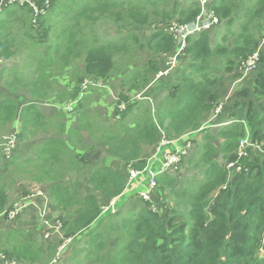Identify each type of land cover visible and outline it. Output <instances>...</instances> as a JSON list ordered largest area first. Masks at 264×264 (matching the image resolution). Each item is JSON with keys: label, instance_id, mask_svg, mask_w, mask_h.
<instances>
[{"label": "trees", "instance_id": "trees-1", "mask_svg": "<svg viewBox=\"0 0 264 264\" xmlns=\"http://www.w3.org/2000/svg\"><path fill=\"white\" fill-rule=\"evenodd\" d=\"M59 1L50 0L48 3L54 6ZM246 2L251 5L243 14L246 21L237 25L236 19L242 5L236 4L235 0H212L209 8L219 24L210 32L204 31L195 37L188 35L185 38V46L179 58L188 64L178 69L182 73L175 71L174 74L171 73L172 76L162 77L152 86L149 74L157 72L158 68L150 60L146 68L128 76L125 80L131 87L141 80L146 89L139 98L121 94L118 96L117 103H123L124 108L119 110L117 107L118 121L111 126V132L103 130L98 140L109 157L120 160L125 167L132 165L140 170L146 164L142 160L143 145L151 146L153 150L162 135L167 139H174L188 131H201L203 143L197 152L198 157L189 162L201 170L203 179L201 182L192 180L188 184L191 192L187 197L186 188L182 192L172 191L185 196V202L189 205L187 218L177 222V216L162 215L152 211L147 205L142 206L137 214L132 213V218V214L120 217V211H106V217H101L104 214L102 206L124 191L128 180L127 169L115 170L107 164L94 166L88 176L91 193L79 198L77 191L71 190L59 176L51 175L58 172L53 166L58 164L62 168L66 165L64 158L69 155H73L74 160L68 158V166L63 167L69 170L76 164V169L80 171L78 163H75L78 161L84 164L79 153L70 150L60 152L57 146L64 141L57 137L50 138L41 149L38 158L50 179V199L58 212L57 219L61 223L63 238H75L83 232V245L88 246L84 253L90 254L85 264H99L103 261L99 250L105 245L99 239L102 236L101 228L107 223H110L108 230L118 225L123 229L121 235L125 242L114 255L113 264H264V256L259 257L256 252L258 246L263 245L264 248V159L257 162L256 156L253 162H248L243 157H236L235 153L238 139L244 136L245 126L249 127L252 141H264L263 49L260 53V66L253 81L235 93L240 98L233 103L235 108L227 106V101L216 120L222 122L219 120L228 119L230 123L218 126L214 134L211 126L216 121L209 128H202L204 115L208 112L210 114L214 104L220 101V84L224 78V72L220 74V68L223 66L225 71H233L238 58H246L255 51L264 37V0ZM84 3L80 6L83 12L92 10L96 4L102 10L111 9L118 21L126 19L131 20L132 24L140 25H148L153 17L165 24L173 20L178 25H184L194 21L201 12V6L196 0H185L184 4L180 0H86ZM53 11L50 10L49 13ZM8 12L13 15L17 10L12 6ZM29 12L30 9L28 14ZM256 18L258 20L254 22ZM1 20L0 18V56L7 57L14 40L10 37L9 26L5 29ZM37 22L38 26L43 27L45 17L39 16ZM221 24L226 27V33L218 43L211 45L209 36L213 33L217 37ZM234 24L238 31L231 32ZM26 34H29L28 31ZM231 34L233 38L229 45ZM129 36L135 43L139 42L135 34L130 33L127 38ZM69 41L70 39L67 42ZM141 46L148 48L153 55L172 54L176 51L175 38L165 27L155 29L148 41ZM115 47L113 41L103 45L88 39L85 52L79 50L84 69L78 81L88 78L96 82L113 77L114 58L117 54ZM65 50L68 52L69 46ZM172 77L173 81L170 80ZM237 77L238 74H233L229 79ZM28 84L33 93L37 80ZM84 88L77 85L71 95L78 97ZM159 93L164 95L152 101ZM19 101L22 105L17 104L12 96H5L0 99V108L9 110L8 113L19 110L27 122L43 118L36 103ZM1 114L2 110L0 118ZM38 122L35 121L36 124ZM60 125L57 121V126ZM216 138L222 141L220 148L213 143ZM219 151L229 162L238 159L240 169L228 173L214 159ZM45 154L50 156L45 157ZM14 163L9 161L4 167L15 165ZM156 178L157 185L161 188L172 187L176 183L175 177L165 172L158 173ZM214 192L217 195L213 199ZM8 206L6 188L0 184V216L6 218ZM115 218H118L117 222H113ZM105 219L111 222L106 223ZM73 243L80 245L82 242L77 239ZM31 244L32 239L27 238L25 233L10 230L4 236L0 228V250L6 259L19 260L27 257L31 262L36 261L40 257L37 252L42 249H36ZM47 248L52 249L50 245Z\"/></svg>", "mask_w": 264, "mask_h": 264}, {"label": "rangeland", "instance_id": "rangeland-1", "mask_svg": "<svg viewBox=\"0 0 264 264\" xmlns=\"http://www.w3.org/2000/svg\"><path fill=\"white\" fill-rule=\"evenodd\" d=\"M48 1L50 0H0L1 21L4 22L5 29L9 26L10 37L14 40L13 47L10 49L11 53L7 57L0 56V99L12 96L20 105L22 103L19 99L25 103L34 102L38 111L43 114V118L27 122L20 115L19 110L15 113H8L9 110L5 111L6 109L0 108L2 110L0 118V184L6 188L8 207L13 209L15 203H20L27 195L36 191L41 193L34 197L33 204L24 208L13 221L0 216V228L3 230L4 236L10 230L25 233L31 237V245L34 248L42 249L41 252H37L40 253V257L33 262L27 260V257H21L16 261H7L0 250V264H85L87 262L89 259L87 257L90 254L84 253L88 246L83 245L81 238L83 232L75 238H70L69 241L64 240L63 234H55L47 238L41 234L43 227L38 216L39 211L34 209V205L43 204L45 206L46 218L51 223H58L57 211L50 202L49 176L38 174L37 168L32 166V163H40L38 156L50 138H61L64 142L59 143L58 150L79 153L84 164L75 162L78 163L80 171L76 169V164L72 169H65L64 167L68 166V158L73 159V155H69L63 160L66 164L63 165L64 167L61 168V165L58 164L53 166L58 172H53L51 175L59 176L60 180L69 185L71 190L77 191L79 198L91 193L88 176L94 166L107 163L111 165V168L120 171L132 167L127 168L122 165L120 160L109 157L98 143L103 130L111 132L113 129L111 126L118 121L116 110L120 105L117 103L118 96L121 94L129 98H139L146 89L141 80L131 87V84L125 79L134 75L136 71L146 68L151 60L158 68L157 72L149 74L151 76L150 83L153 86L162 77L174 74L175 71L188 64L179 58L182 50L178 51L180 44L178 40L176 41V51L172 54L153 55L148 48L141 46L148 41L155 29L163 27L168 30L173 29L175 26L173 20L165 24L159 18L153 17L148 25L132 24L131 20H116L115 13L111 9L102 10L96 7V4L92 10L83 12L80 6L84 5L86 0H60L54 6H51ZM235 1L236 4L242 5L241 12L236 19V24L240 25L246 21L243 14L248 11L246 8L251 5L246 0ZM180 2L184 4L185 0H180ZM12 6L17 12L10 15L8 9ZM28 9H30L29 14ZM50 10L54 11L49 13ZM39 16L45 17L43 27L38 26ZM257 20L256 18L254 22ZM236 24L230 29L231 32L238 31ZM224 27L221 24L217 37L213 33L211 37L209 36L211 45L218 43L220 37L226 33V27ZM26 31L29 34H26ZM175 32L179 34L178 30ZM130 33L135 34L139 42L135 43L130 36L127 38ZM232 38L231 34L229 45L232 43ZM68 39H70L69 42H67ZM88 39L103 45L112 43V41L115 43L117 54L114 58L113 77L96 82L88 78L83 79L82 82L78 81L84 69L83 62L80 61L79 50L85 52ZM66 46L70 48L68 52L65 50ZM243 59L238 58V62L231 72L225 71L223 66L220 68L222 70L220 74L224 72V78L220 84V100L230 93L227 106L233 108H235L233 103L240 99L235 96V93L251 84L260 66L258 62L255 69L239 80L241 76L239 67ZM168 66L170 71L159 74L167 70ZM180 72L178 71V74ZM233 74H238V77L229 79ZM34 80H37V85L33 87L34 92L32 93L28 83ZM170 80L173 81L174 78L172 77ZM77 85L82 88L86 87L83 89V93L75 98L71 92ZM163 95V93L156 94L151 100L154 101ZM204 117L205 122L203 121L202 128H209L218 119V117H212V111L210 114L206 113ZM35 121H39L38 124ZM57 121L61 123L60 126H57ZM210 122L212 123L208 124ZM216 124L211 126L213 134L216 133L218 127L214 126ZM34 125H42V127H33ZM95 128H97V133H95ZM248 135L250 137L249 127L245 126L242 138H247ZM181 136H179L181 139L177 144H184L187 139H190L192 147L185 158L174 164L169 171H165L175 177L176 183L172 187L165 186L164 188H161L159 184L156 185L152 197L154 210L162 215L177 216L175 219L177 222L188 217L189 205L185 202V196L187 197L191 192L188 184L192 180L201 182L203 179L201 170L198 167H193V164L189 162L190 159L198 157L197 152L203 143V133L188 131ZM11 138L14 139L13 148L10 150L12 156L6 158ZM240 139L241 137L238 140ZM221 142L217 138L213 141L218 148L221 147ZM254 145L255 147L246 150L243 157L248 162H253L256 156L258 157L257 162L264 159V147L258 143H254ZM142 148V160L146 161L154 149L152 150V147L148 145H143ZM235 153H237V148ZM44 156L49 157L50 154ZM214 159L222 166L229 162L223 158L220 151L214 155ZM9 161H16L15 165L5 168L4 164ZM185 188L188 189L185 196L172 192L174 190L182 192ZM128 192H122L120 196L122 202L118 203L116 199L118 209L115 208L113 212L120 211V217L132 213L137 214L144 205L149 207L137 197L129 196ZM96 195L101 198L99 194L96 193ZM216 195L217 192L212 194L213 199ZM106 213L104 212L101 217H106ZM133 214L130 218L134 216ZM117 221L118 218L113 219V222ZM104 222L111 221L105 219ZM109 225L110 223H107L103 228L100 225L102 236L99 241L103 242L105 246L99 250L104 258L99 264H113L114 255L125 244L121 235L123 229L118 225L108 230ZM35 226H38L37 230H35ZM77 239L82 242L80 245L73 243ZM49 245L52 249L47 248ZM256 252L259 257L264 256L263 245L258 246ZM55 258L56 262L53 261Z\"/></svg>", "mask_w": 264, "mask_h": 264}, {"label": "built area", "instance_id": "built-area-1", "mask_svg": "<svg viewBox=\"0 0 264 264\" xmlns=\"http://www.w3.org/2000/svg\"><path fill=\"white\" fill-rule=\"evenodd\" d=\"M197 1L201 6V12L195 18V20L186 23L184 25H178L174 22L175 26L173 27V29L168 30L170 33L173 34L175 40L176 41L178 40L180 42V47L178 51L184 48L185 38L188 35H195L204 31H209L213 26H215L218 23L216 17L212 14L211 11L207 9L210 0H197ZM176 30L179 31V34L175 32ZM263 47H264V38H262L261 41L259 42L257 49L240 62L239 68L241 70V76L239 80H242L245 75H247L253 69L256 68L260 59L261 49ZM170 70L171 69L168 66L167 70L160 72L159 74L167 73ZM229 97H230V93H228L222 100L214 104L212 109L213 118L219 117L222 114L224 105L228 101ZM211 123L212 122L208 124ZM227 123H230V120L225 119L222 123H217L214 126H220ZM180 137L174 139H167L162 135L159 142L156 144L154 151L152 152L151 156L148 157V159L146 160V164L142 169L138 170L133 167L127 169L128 180L126 183L125 191H129L130 194L134 195L142 202L147 203L152 211H156L154 210L155 207L152 197H153L154 189L157 185V180H156L157 174L165 172L167 170L169 171V169L172 168L174 164L178 163L184 156L187 155V152L192 147V141H190V139H187L184 144L181 145L177 144L178 141L181 139ZM9 143H10V147L7 149L6 155H9L10 150L13 148L14 139L13 138L9 139ZM254 143H258V145L264 146V141L262 142L252 141L249 136L247 138L241 137V139L238 142L237 157L238 158L244 157L246 154V150L248 148L255 147ZM166 146H172V148L163 151V148ZM156 160H161V167L159 169L154 165ZM225 167L228 170V173H233L239 170L241 165L237 159L233 162H228L225 165ZM40 194H41L40 191H36L33 194L27 195L20 203H15L13 209L8 210L6 217L9 220H14L24 208L31 206L34 202V197ZM34 207L37 209V211H39L38 216L40 218L43 231H45L46 236L51 234L61 235L62 231H61L60 222L57 221L58 223H53V222L51 223L46 218L45 206L42 204L39 206L34 205ZM114 209H115V201L113 200H111L107 205L102 206L103 212L106 211L113 212ZM64 240L69 241L70 238ZM53 261L56 262L57 261L56 258L53 259Z\"/></svg>", "mask_w": 264, "mask_h": 264}, {"label": "crops", "instance_id": "crops-1", "mask_svg": "<svg viewBox=\"0 0 264 264\" xmlns=\"http://www.w3.org/2000/svg\"><path fill=\"white\" fill-rule=\"evenodd\" d=\"M210 3H212V0H211V2ZM219 23H217L215 26H217ZM214 26V27H215ZM213 27V28H214ZM196 35H194L193 37H195ZM176 41V40H175ZM177 43V42H176ZM179 47H180V44L178 45V49H179ZM263 50H264V47L262 48ZM261 49V50H262ZM167 66V65H166ZM172 148V146H166V147H164L163 148V151H165V150H167V149H171ZM15 155V154H14ZM13 155V156H14ZM159 157H161V156H159ZM24 160H29V159H24ZM40 161V160H39ZM11 162H16V161H11ZM107 164V163H106ZM108 166H110L111 167V165L110 164H107ZM154 165H155V167H157L158 169L161 167V160H156L155 161V163H154ZM32 166H34V167H36L37 168V170H36V172L38 173V174H42V175H46V168L45 167H43V166H41V163H32ZM122 195V193L120 194V195H118L115 199H117L118 200V203L119 202H122V199H121V196ZM48 202H49V200H48ZM50 202H51V199H50ZM118 207V205L116 204V209H118L117 208ZM34 209H36V208H34ZM118 210H116V212H117ZM57 214H58V212H57ZM57 221H58V219H57ZM61 224V223H60ZM38 229V226H35V230H37ZM9 232V231H8ZM42 235H44V237L45 238H47V237H49V236H52V234L51 235H48V236H46V233H45V231H43L42 230V233H41ZM27 236V238H29V239H31V237L30 236H28V235H26ZM3 254V253H2ZM4 256V255H3ZM5 258V257H4ZM6 259V258H5ZM7 261H16V260H8V259H6Z\"/></svg>", "mask_w": 264, "mask_h": 264}, {"label": "clouds", "instance_id": "clouds-1", "mask_svg": "<svg viewBox=\"0 0 264 264\" xmlns=\"http://www.w3.org/2000/svg\"><path fill=\"white\" fill-rule=\"evenodd\" d=\"M196 1H197V0H196ZM210 2H211V0H210ZM210 2H209V4H208V6H207V9H208L209 11H211L212 14L215 16V14L213 13V11L209 8V7H210V6H209V5H210ZM215 17H216V16H215ZM212 26H213V25H212ZM213 27H214V26H213ZM213 27H212V28H213ZM212 28H211V29H212ZM211 29H210V30H211ZM210 30H209V31H205V32H210ZM198 34H199V33H198ZM198 34H195V35H198ZM192 36H194V35H192ZM262 38H264V37H262ZM262 38H261V39H262ZM260 41H261V40H260ZM184 46H185V45H184ZM182 50H183V49H182ZM119 107H120V109H122V108H124V105H123V104H120ZM223 121H224V120H223ZM223 121H222V122H223ZM222 122H217V121H216V123H222ZM248 136H249V135H248ZM158 142H159V141H158ZM238 142H239V141H238ZM261 142H262V141H261ZM263 147H264V146H263ZM236 154H237V153H236ZM11 156H12V153H9V155H6V158H9V157H11ZM185 157H186V156H184L183 158H185ZM131 166H132V165H131ZM223 167L226 169L225 165H224ZM127 168H128V166H127ZM227 171H228V170H227ZM165 173H166V172H165ZM156 180H157V178H156ZM125 188H126V187H125ZM124 191H125V189H124ZM128 193H129V192H128ZM131 195H132V194L129 193V196H131ZM132 196H134V195H132ZM113 199H114V201H115V205H116V199H115V198H113ZM113 199H112V200H113ZM115 207H116V206H115ZM9 209H10V208H9ZM9 209H8V210H9ZM8 210L6 211V214H7ZM6 219L9 220L7 217H6ZM15 219H16V218H15ZM9 221H13V220H9Z\"/></svg>", "mask_w": 264, "mask_h": 264}]
</instances>
